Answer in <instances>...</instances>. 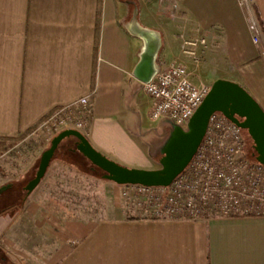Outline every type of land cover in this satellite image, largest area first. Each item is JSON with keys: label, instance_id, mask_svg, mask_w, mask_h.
<instances>
[{"label": "crops", "instance_id": "0c3cea01", "mask_svg": "<svg viewBox=\"0 0 264 264\" xmlns=\"http://www.w3.org/2000/svg\"><path fill=\"white\" fill-rule=\"evenodd\" d=\"M253 7L259 43L241 0H0V141L31 135L56 110L88 97L92 113L80 131L92 145L122 165L157 168L174 124L161 119L162 132L146 142L129 127L143 129L153 105L134 76L145 45L138 26L159 34L161 69L177 61L197 85L237 82L264 109V0ZM201 37L207 44L197 56L185 54V41ZM49 142L38 154L20 151V176L34 174ZM103 188L105 217L63 223L33 191L22 215L0 224L4 245L20 254V224L31 222L52 264H264V217L154 219L125 195L129 185Z\"/></svg>", "mask_w": 264, "mask_h": 264}, {"label": "built area", "instance_id": "2783aa9c", "mask_svg": "<svg viewBox=\"0 0 264 264\" xmlns=\"http://www.w3.org/2000/svg\"><path fill=\"white\" fill-rule=\"evenodd\" d=\"M254 0H241L250 16L254 41L260 42L261 24L254 13ZM206 38L185 41L184 53L197 56ZM144 91L152 98L150 118L169 119L186 127L211 90L190 79L185 64L172 62L147 83ZM88 97L52 113L40 126L48 140L71 128L82 129L91 116ZM245 130L221 112L212 114L205 137L187 168L168 187L129 185L136 192L145 217L208 220L264 217V164L247 152ZM128 193L125 192V195Z\"/></svg>", "mask_w": 264, "mask_h": 264}, {"label": "water", "instance_id": "95a60500", "mask_svg": "<svg viewBox=\"0 0 264 264\" xmlns=\"http://www.w3.org/2000/svg\"><path fill=\"white\" fill-rule=\"evenodd\" d=\"M136 33L142 37L145 45L134 70V76L142 83H147L161 70L157 63L161 38L156 31L139 26ZM216 112L223 113L248 132L253 141V156L264 164V109L239 83L218 79L212 84L209 94L187 126H174L162 149L160 168L143 169L122 165L97 150L80 130L68 128L54 136L50 146L42 153L35 176L25 186L27 195L41 184L59 146L70 137L78 139L77 149L104 172V179L119 185L168 187L192 161L205 137L210 117ZM10 187L11 184L1 186L0 195Z\"/></svg>", "mask_w": 264, "mask_h": 264}, {"label": "rangeland", "instance_id": "374dc122", "mask_svg": "<svg viewBox=\"0 0 264 264\" xmlns=\"http://www.w3.org/2000/svg\"><path fill=\"white\" fill-rule=\"evenodd\" d=\"M142 122L144 124L143 129L129 126L133 132L138 133L142 141H149L162 132V122L160 120L154 121L148 116H143ZM245 134L248 139L247 152L251 156L254 153L253 141L246 130ZM49 136V132L39 129L29 136L0 141V149L4 153L0 159V178H2L0 187L11 184V187L0 195V224H2V221H7L10 216L22 215L28 207L29 197L33 194L32 192L27 195L24 187L28 180L34 177L37 169L34 174L30 172L31 174L25 177L20 176V151L21 154L25 155H28V153L38 154L39 147ZM68 142H74V140ZM74 161L76 165L71 169L65 163L63 153L61 155L58 153L54 157L51 162V164L54 162V165L50 179L46 180L44 187L40 188V184L34 190L40 188L39 190L42 192L43 209L50 211L62 223L72 219L86 220L105 217L103 183L109 180L104 179V172L96 168L82 155ZM160 167L161 164H158L155 169ZM68 169H71L72 172L69 171V173ZM124 192H128L127 196L132 194V204H138L135 191L126 189ZM141 215L145 216L142 212ZM17 229V226H14L10 230V234L14 239H16ZM52 230L50 234L54 237L55 234ZM22 234L23 238L21 237ZM41 236L42 231L38 230L31 222H22L20 224V245L14 243V249L20 251L19 254L4 245L0 233V264H52L50 263L51 250L42 241ZM50 241H52V244L57 242L55 238H51Z\"/></svg>", "mask_w": 264, "mask_h": 264}, {"label": "trees", "instance_id": "16d2710c", "mask_svg": "<svg viewBox=\"0 0 264 264\" xmlns=\"http://www.w3.org/2000/svg\"><path fill=\"white\" fill-rule=\"evenodd\" d=\"M70 138H72L71 140H74V142L62 143L59 146L55 156L58 153H60V155H61V153H63V156L65 157V163L68 165L69 168L72 169L76 165L74 160H76V158H79L81 155L83 157H85V156L77 149V141H78V139L75 138V137H70ZM96 168H98V167H96ZM98 169H100V168H98ZM24 190H25V187H24ZM26 193H27V191H26Z\"/></svg>", "mask_w": 264, "mask_h": 264}]
</instances>
